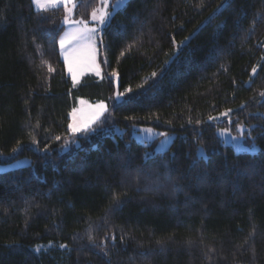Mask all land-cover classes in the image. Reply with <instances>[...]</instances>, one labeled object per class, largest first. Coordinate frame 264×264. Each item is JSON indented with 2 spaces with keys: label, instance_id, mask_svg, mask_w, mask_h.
Returning <instances> with one entry per match:
<instances>
[{
  "label": "trees",
  "instance_id": "1",
  "mask_svg": "<svg viewBox=\"0 0 264 264\" xmlns=\"http://www.w3.org/2000/svg\"><path fill=\"white\" fill-rule=\"evenodd\" d=\"M65 13L0 0V152L31 161L0 173V264H264V0H128L101 32V77L76 87ZM80 97L107 110L75 135ZM224 110L256 152L221 142ZM133 126L175 136L149 153Z\"/></svg>",
  "mask_w": 264,
  "mask_h": 264
},
{
  "label": "rangeland",
  "instance_id": "2",
  "mask_svg": "<svg viewBox=\"0 0 264 264\" xmlns=\"http://www.w3.org/2000/svg\"><path fill=\"white\" fill-rule=\"evenodd\" d=\"M75 0H56L55 7L59 5H63L65 7V15L63 18V23L65 24V29L59 36V41L61 37L65 36V34H69L68 38L65 42V46L62 49L60 47L62 58L65 62L67 74L70 76L71 83L73 87L78 86L84 76L86 75H94L96 77H101V66L99 62V42L101 37V32L104 26L109 22L110 16L105 18V22L103 24L100 21L93 20L92 14L89 20H81L75 19L73 17L74 7H75ZM128 0H126V3ZM116 3V0H108V7L105 9L109 13H113L112 5ZM34 8L37 7L33 4ZM53 7V6H49ZM103 7L102 0L99 5L95 8L97 10V15H99V9ZM84 21L87 23L88 28L95 29L94 39L92 41H80L77 42L75 39L72 38V35L77 27L78 22ZM83 27V25H79ZM60 46V43H59ZM92 48L95 49L94 53V64H92L90 60V56L92 54ZM71 65L72 72L76 73L75 82L73 80L72 72L69 71V66ZM96 67L99 69V75L94 70ZM114 84H115V92L113 95V100L115 102H119L122 100V95L120 96L119 100L117 99V94L120 93L118 90V76L115 74L114 76ZM121 94V93H120ZM99 104H103L107 110V103L103 100H95L92 101L88 98H77L76 104L70 112V123H77V124H84L87 123L94 112L96 111V106ZM106 112V111H105ZM103 113V115L105 114ZM227 112V116L223 115ZM75 119H74V116ZM103 115L100 117L99 120L95 121L94 123H90L87 131H81L75 133V135H81L83 133H91L95 128L98 122L102 119ZM214 120H216L219 125L216 128V133L218 137L221 139V142L224 145L231 146L235 151H246L250 153H254L258 150V145L253 140L250 134V127L247 126L243 122H235L233 118L230 116V111L224 110L219 115H217ZM238 125L243 126V133L238 130ZM151 130L149 133L147 130ZM108 132L114 136V134H121L123 132L117 126L107 129ZM221 130H227L230 134H221ZM72 133V132H71ZM166 134V136L161 135ZM132 137L143 144L150 145L151 148L148 149V152H161L167 150L174 139L175 133L170 131H165L153 126H133L131 130ZM233 137H237V139H233ZM242 137V138H241ZM255 145V150L250 151L249 146ZM78 145V140L74 139L71 143H66L61 147V151H66L70 147H75ZM203 152V156H205V151L202 148H199L198 153ZM11 155L9 153H2L0 152V173L6 172L9 170L17 169L31 163L30 159L27 157H20V158H10Z\"/></svg>",
  "mask_w": 264,
  "mask_h": 264
},
{
  "label": "snow or ice",
  "instance_id": "3",
  "mask_svg": "<svg viewBox=\"0 0 264 264\" xmlns=\"http://www.w3.org/2000/svg\"><path fill=\"white\" fill-rule=\"evenodd\" d=\"M32 3L37 7V10L39 11H47L48 10V7L49 6H55V3H56V0H32ZM102 4H103V7L99 9V15H97V10H93L92 12V19L93 20H99L101 24H103L105 22V18L114 14L115 11H118L120 9H122L123 7L126 6V0H116V3L114 5H112V8H113V13H109L107 12L105 9L108 7V0H102ZM79 25H83V27H80ZM68 35L69 34H65V36L61 37L59 43H60V47L63 49L64 46H65V42L68 38ZM72 35V38L75 39L77 42H80V41H92L94 39V35H95V29H91V28H88L87 26V23L84 22V21H80L78 22V27L76 29V31L71 34ZM188 38L185 37V41H187ZM175 43V41H173ZM181 44H184V42L182 41ZM92 54L90 56V60L92 62V64H94V53H95V49L92 48L91 50ZM167 63V61H166ZM49 70L51 71L52 69L49 68ZM96 72H97V75H99V69L98 67H96L94 69ZM69 71L72 72V68H71V65L69 66ZM253 73L256 72V69L253 68ZM72 75H73V80L75 82V79H76V73L75 72H72ZM153 76H155L156 74L153 73L152 74ZM122 94L118 93L117 94V99L119 100L120 96ZM260 95L262 97H264V92L260 93ZM241 107H244V105H241ZM106 111V107L103 105V104H99L96 106V111L94 112V114L92 115V117L90 118V120L87 122V123H84V124H77V123H71L68 125L69 127V130L75 134V133H78V132H81V131H87L88 130V127H89V124L90 123H94L95 121L99 120L100 117L103 115V113ZM228 111H231V110H228ZM227 112H225L223 115L227 116ZM73 116H74V113H73ZM74 119H75V116H74ZM214 119L213 117H209V120H212ZM238 130L243 133V126L242 125H238ZM94 131V130H93ZM149 133H151V130H147ZM221 134H230L227 130H221ZM161 135H164L166 136V134H161ZM242 138V137H241ZM57 140L60 139V137H56ZM233 139H237V137H233ZM33 143H36V140L33 139L32 141ZM17 149H13V151L15 152ZM249 150L252 151V150H255V145H251L249 146ZM201 155H203V152L200 153ZM89 240L92 241L93 238L91 236H89ZM94 242V241H93ZM60 247H66L65 245H60ZM37 252L41 251L40 247H37L35 249Z\"/></svg>",
  "mask_w": 264,
  "mask_h": 264
},
{
  "label": "crops",
  "instance_id": "4",
  "mask_svg": "<svg viewBox=\"0 0 264 264\" xmlns=\"http://www.w3.org/2000/svg\"><path fill=\"white\" fill-rule=\"evenodd\" d=\"M75 2H76V0H75ZM75 2H74V3H75ZM59 6H60V5H59ZM62 6H63V5H62ZM53 7H55V6H53ZM48 8H49V7H48Z\"/></svg>",
  "mask_w": 264,
  "mask_h": 264
}]
</instances>
